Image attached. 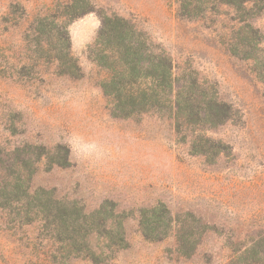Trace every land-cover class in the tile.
Returning a JSON list of instances; mask_svg holds the SVG:
<instances>
[{"label":"rangeland","instance_id":"374dc122","mask_svg":"<svg viewBox=\"0 0 264 264\" xmlns=\"http://www.w3.org/2000/svg\"><path fill=\"white\" fill-rule=\"evenodd\" d=\"M88 1L0 0V264H264V0ZM104 16L171 60L180 105L228 119L112 117L87 58ZM153 209L172 223L147 239Z\"/></svg>","mask_w":264,"mask_h":264},{"label":"trees","instance_id":"16d2710c","mask_svg":"<svg viewBox=\"0 0 264 264\" xmlns=\"http://www.w3.org/2000/svg\"><path fill=\"white\" fill-rule=\"evenodd\" d=\"M61 17L75 19L92 12L88 0H70L63 6ZM60 49L56 50L54 60L59 64L60 73L69 77H81L77 61L70 54L67 34L63 31ZM87 58L106 73V78L100 83V89L110 105L111 116L128 119L147 113L168 112L173 109L175 114H188L187 117L198 121H210L219 125L228 119L226 105L215 99H204L205 109L202 114L193 113L194 100L182 106L174 94V76L171 60L163 54L155 53L134 24L119 17L101 18L95 43L87 50ZM201 104V102H199ZM151 212V213H150ZM156 211L149 210L150 218L143 215L141 228L144 236H149L150 225L165 222L170 227L171 218L158 217ZM186 234L179 233V253L185 257L193 253V249L185 250L188 243Z\"/></svg>","mask_w":264,"mask_h":264}]
</instances>
